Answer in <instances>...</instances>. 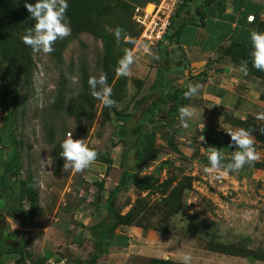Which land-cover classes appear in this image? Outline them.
I'll return each instance as SVG.
<instances>
[{
    "label": "rangeland",
    "instance_id": "1",
    "mask_svg": "<svg viewBox=\"0 0 264 264\" xmlns=\"http://www.w3.org/2000/svg\"><path fill=\"white\" fill-rule=\"evenodd\" d=\"M101 1L104 4L107 0ZM110 1L109 6H115V14L119 16H121V8L117 6L130 5L129 10L132 13L124 18L131 22L127 26V36L135 42L129 43L123 39L118 42L115 38L112 44L119 49L121 56L125 49H130L139 57L137 63L132 66L129 76H117L115 71L110 80L106 76L107 83L112 88L111 98L116 101L115 107H105L100 101L94 99V116L90 122L78 121L73 114L68 112L69 107L77 109L81 102L79 94L83 91L84 78H87L88 83L89 77L106 75L101 64L104 52L103 42L87 32L72 36L59 59L53 56V52L45 55L42 52L34 53L32 51L34 63L32 79L29 84H23L20 87L17 110L11 119V128L18 142L19 161L23 167L20 176L24 177L29 173L33 176L39 189V208L43 214L46 213L45 209L49 210L47 213L49 216L35 219L38 222L41 221V218L44 220L45 231L40 234L33 231L34 235L29 236L33 239L31 246L34 255L38 252L41 254L45 235L54 242H60L58 240L60 237L57 235L71 240L73 234L82 235L87 232L88 227L86 226L93 222L89 221L88 217L98 206L105 204L110 190L116 186L122 171L126 169L130 171L132 167L129 159L131 160L132 156L126 154L129 145L126 140L122 142L116 139L115 128L120 125L123 115H130L124 124L127 127L134 126L137 121L145 117V110L152 105V102L158 101L157 92L160 90V85L156 86L158 83L157 81L154 83V79L169 81V85L174 87L187 88L191 84V82L185 83L186 81L180 82V76L176 78L177 72L174 68L178 64L177 61L172 59L170 62V60L161 58L158 46L155 48L153 45L150 46L151 51L158 56V59L143 53L140 47L142 43L138 39L140 32L132 20L135 6H140L136 0ZM249 2L254 5H264V3L255 0ZM216 57L217 55H212L210 59L213 61ZM218 57H221L219 62L222 64H212V68L219 69L223 66L220 71L226 70L231 82L238 79V69L241 63L226 57L223 52ZM168 62L169 64H167ZM158 66H167L169 73L162 74V78V75H159ZM187 70L182 71V73L185 72L184 78L187 76ZM4 71L5 68H0V92L2 87H9L8 81L1 79ZM209 72L212 71L209 69ZM61 75L67 79V94L64 102L66 109L64 111H58L51 107V101L56 96L54 93L59 87ZM119 78L120 80H118ZM85 90L91 95L89 85ZM258 92H262L261 95L264 96V91L258 90ZM255 95H252L250 100L255 101L259 97L257 93ZM223 108L221 110L225 113H230L225 109L234 110ZM195 110L196 115L188 121L189 125L190 122L195 123L197 119L204 118L205 121L201 124L208 127L212 125L209 116H213L216 120L217 115H213L211 111H208L207 114L201 112L200 117V110ZM8 111H11L10 105L8 104L4 110L0 103V129L4 123L7 124V127L10 125L9 120L4 117ZM162 116L164 117L163 114ZM162 116L161 122H163ZM189 128L181 127L178 119L176 123L164 126L159 130L155 143L157 160L139 173V177L144 175L154 177L152 181L155 184L151 189L153 191H140L134 187L122 190L116 198V208H119L121 215H126L131 210L134 214V210L139 209L153 221H158L164 218L166 207H168L166 206L167 202L169 205H174L180 195L186 194V204L190 206L187 212L197 218L204 217L210 221L213 228L212 234L217 239L215 241L244 243V251L250 253V250L253 256H258L260 252H264V171L244 167L239 172H231L220 179L215 178L217 173L205 174L203 171L205 164L202 161L205 159L199 152L206 151L208 143L194 141L192 136L196 134V130ZM214 128L217 129L215 131L217 137L229 141L231 138L226 131L238 129L231 123L228 125L217 124ZM69 132H72L74 140L84 139L86 145L90 149L96 150L98 157L105 158V161L97 157L96 161L82 172L73 174L71 171H63L64 160L59 155L62 151L60 144L66 139ZM200 135L202 134L199 132L197 139ZM252 137L254 138L253 135ZM207 140H210V137ZM170 144H176L177 150ZM254 147L259 157L256 161H263L264 149L255 139ZM6 148L4 157L8 156L12 146L8 144ZM224 156L230 159L229 153ZM47 158L51 159L47 161L48 164L43 166L42 161ZM161 165L163 169L157 176V168ZM178 184H180L179 187ZM176 190L178 191L176 192ZM171 191L172 194H170ZM175 194L177 198L171 201ZM189 202L193 203L189 204ZM25 208H27L26 205ZM73 211L75 212L73 213ZM179 213L170 217L166 213L170 218V223L165 225L166 228L163 231L147 230L143 232L141 227L129 226L119 227L117 232L128 234L132 230L140 233V236L135 234L137 237L143 236V246H148L146 249L148 259L156 256L161 259H163L162 257L164 259L172 258L170 260L181 263V254L187 252L192 255L191 264H264V260H248L241 256H225L212 252V247L206 242L208 240L200 239L197 232L190 228L185 213ZM53 215L58 219L69 221L67 227L71 228L70 237L67 235L68 233L65 234L64 230H61L62 232L55 231V225L50 224L54 220L51 219L54 218ZM10 219L12 218H6V221L11 223H8L9 228L11 225L12 229H19L17 223L14 228V221ZM83 222L86 226H82ZM21 224L28 225L29 223L25 221ZM18 234L19 232H16L12 235ZM88 236L87 233L85 237L82 236L79 249L74 248L73 250L81 258H88L89 254L93 252V243ZM169 253L171 255L167 256ZM9 257V254L0 257V264H6ZM125 258L122 255H114L110 258L102 256L98 262L100 264H122ZM132 259H134L133 256L128 263H137ZM146 262L148 264V260Z\"/></svg>",
    "mask_w": 264,
    "mask_h": 264
},
{
    "label": "trees",
    "instance_id": "2",
    "mask_svg": "<svg viewBox=\"0 0 264 264\" xmlns=\"http://www.w3.org/2000/svg\"><path fill=\"white\" fill-rule=\"evenodd\" d=\"M193 1L194 8L192 7ZM110 2V0H107L103 4L101 0H67L68 8L66 18L71 29V34L65 39L56 41L53 45V56L59 59L72 36H76L81 32L90 33L93 37L103 42L104 52L101 64L104 73L106 72V76L110 80L117 67V61L122 57L119 49L112 44L115 36L111 30L119 26L128 35L127 26L131 22L124 17L130 16L132 13L129 10L130 5L125 7V4H123V6H117L121 8V16H119L115 14V6H109ZM152 2L157 3L158 0H136V3L140 5L139 7H144L146 4ZM234 2L231 3L233 5V14L230 15L229 19H226L222 16L225 9L224 6L226 5L224 1L181 0L171 14L170 25L166 34L156 44L160 49L161 58L170 60V62L174 59L178 64H182L183 67L188 65V54L182 48L184 45L190 46V41L189 43L184 42L188 38L186 35H193L194 31L199 28L208 30L209 27L207 26L209 22V30L213 29L210 38H213V36L219 37L216 38L217 42L214 39H210L205 46L207 50L216 53L217 57L213 59V62L218 65L222 64L219 62L221 57H218L222 52L226 57L233 58L234 61L238 60L239 63L247 62V75L255 78L254 83L256 85L263 87L264 71L256 70L251 64L250 31L256 30L264 33V5H254L246 0H240L238 3ZM25 3L35 4L36 0H0V68H5L1 79H6L9 85V87H2L0 103L4 110H6L8 104L11 107V111H8V114L4 116L5 119L9 120L10 125L7 127V124L4 123V126L0 129V257L9 254L10 257L6 264H26V258L33 259L30 251L27 250V240H13V233L9 231L6 218L17 219L22 223L28 221V226L33 227L37 226L33 223L34 219L36 217L47 216L49 211L45 209L46 213L43 214L39 208V189L33 176L30 173L24 175V177L20 176L22 175L23 167L19 161L18 142L11 128V119L17 110L20 98V87L23 84L30 83L34 67L32 49L25 45L21 39L23 35L27 34V30L35 25V21L29 18L30 13L24 7ZM106 6L108 7L105 8ZM185 12L188 13L186 18L183 17ZM250 16L255 17L252 23L248 21ZM224 24L227 25L228 30L218 31L216 27ZM173 43L177 44V46L173 47ZM119 56L121 57L119 58ZM167 66H158L159 75L165 74V72L169 73V69L166 68ZM207 67L209 68L211 65ZM178 72L179 75H176V73L175 76L176 78L180 76L179 79H181L182 73L180 71ZM204 75L205 71H202L195 76L189 77L188 80L192 81V79H195L204 81ZM157 79H154V83L157 81L158 85L156 86L160 85V90L157 92L158 94L156 93L158 95V101L152 102V105L145 110V117L137 121L134 126L127 127L124 123L128 121L130 115H123L120 119V125L115 128L114 136L116 139L122 142L126 140L129 145L126 154L132 156V159H129L132 168L130 171L127 169L122 171L116 186L110 190L105 204L98 206L91 214L90 217L95 219L96 223L88 226L87 232H84L82 235L79 234L81 238L77 237L79 236L78 234L72 235L73 243H77L75 241H78V246L82 243V236L85 237L86 233L90 236L88 237L93 243V252L89 254L88 258L82 259L77 264H95L99 257L108 253L110 247H125L128 244V238L126 235L120 234L122 232H117L119 227H141L143 232L147 230L163 231L166 228L165 225L168 222L170 223L169 217L179 212V214L185 213V218L190 228L197 232L200 239L208 240L206 242L212 247V252L225 256L234 255L245 257L248 260L263 261L264 252H260V256L258 254V256H253L250 250L249 252L251 254L244 251V243L215 241L217 239L212 234L213 228L210 221L204 217L197 218V216L187 212L190 206L186 204V194H182L178 198L175 194L171 198V201L177 198V203L174 205H169V202L166 203V206H168L166 207V213H168L169 217L165 213L164 218L158 221H153L152 218L148 217L145 212L139 209L134 210V214L132 212L133 210H131L126 215H121L119 208H116V198L122 190L134 187L140 191H153L151 189L155 184L152 181L154 177L151 178L150 175L139 177V173L143 169H147V167L157 160V156H155V143L159 130L164 126L176 123L179 119V109L190 104V99H186L183 95L187 91V88L183 86H170L169 81ZM86 80L87 78H84L83 91L79 94L80 104L77 109L69 107L68 112L73 114L78 121L86 120L90 122L94 116L95 101L89 92L85 90L88 88ZM188 80L185 83H188ZM66 94L67 79L64 75H61L59 87L54 93L56 96L51 107L58 111H64L66 109L64 104ZM161 116L163 122H161ZM224 117L225 120L229 121L228 123H231L238 129L243 128L249 130L251 135L254 136V139L264 149V121H260L252 116H247L245 120L234 119L232 114H225ZM202 135L205 136L206 141H209L208 144L210 145L208 147L217 148L223 155L229 153L230 159L225 158L222 161L224 164L229 163L234 151L238 150L234 145L229 146V140L222 141L218 147L216 143L218 140L212 138V131L210 129L205 128ZM209 137L210 140H207ZM8 144L12 146V149L10 148L8 156L4 157ZM170 145L177 150L176 144ZM100 159L105 161L103 157ZM202 161L205 166H210L208 159ZM162 165L157 168V176L161 174L163 169ZM244 167L264 171V160L255 161L251 165L246 164ZM177 186L179 187L180 184ZM170 194H172V191ZM25 205L27 208H25ZM36 262L33 260L32 264H36ZM148 264L181 263L174 262L170 259L149 258Z\"/></svg>",
    "mask_w": 264,
    "mask_h": 264
},
{
    "label": "clouds",
    "instance_id": "3",
    "mask_svg": "<svg viewBox=\"0 0 264 264\" xmlns=\"http://www.w3.org/2000/svg\"><path fill=\"white\" fill-rule=\"evenodd\" d=\"M150 4L151 3H148L144 7ZM24 7L30 13L29 18L35 21V25L31 29H28L27 34L23 35L21 39L22 42L25 45L29 46L34 53L42 52L45 55L50 54L54 51L53 45L57 40L65 39L71 34V29L66 18V11L68 8L67 0H36L35 4L25 3ZM254 19L255 17L250 16L248 18L249 23H252ZM133 23L138 27L141 34V28L134 22V20ZM111 31H113V34L118 42L123 39L129 43H135L129 36L124 33V29H122L121 27L117 26L114 30ZM140 42L142 43L140 47L143 48L142 50L145 53L152 56L154 59H158V56H156V54L151 51L149 45L144 44L142 41ZM156 44L153 45V48L156 47ZM250 44V57L252 67L258 71H264V33L258 32L256 30H251ZM138 59L139 57L134 51L125 49L124 55L117 61V67L115 69L117 76H129L131 74L132 66L137 63ZM238 71H240L243 75H247L248 63L242 62L239 66ZM88 85L91 89L92 97L100 101L103 106H116V101L111 98L112 88L107 83L106 75L101 74L99 77H89ZM201 87L202 86L198 83L189 84L187 86V91L183 93L184 97L186 99H191L200 92ZM51 102H54V99ZM40 106L42 107L43 105L41 104ZM201 112L202 109L200 110V117ZM195 115L196 110L194 108L190 106L181 107L179 109V121L181 127L185 129L189 128L190 125L188 121L194 118ZM256 119L264 120V113L257 114ZM203 130L204 124L202 123L200 130L201 134ZM226 132L231 138L229 146L231 147L234 145L236 149H238L232 154L229 163H222V161L225 159L224 155L217 148L211 146L208 147L210 144L207 145L206 151L204 150V152H199L200 154H203V159H208L210 165L204 167V173H217V175L215 176L216 179L227 176L231 172H239L246 164L251 165L259 158L254 147V138L252 137L249 130L239 128L236 130H228ZM198 142L207 143L205 136L200 135L198 137ZM60 147L62 151L59 155L64 160L63 171L65 172L71 171L73 174L82 172L83 170L91 166L98 157L97 151L94 149H90L84 142V139L74 140L72 138V132H69L67 134L66 139L62 141ZM49 159L51 158H47L46 160L42 161L43 166H45V164H48L47 161ZM190 203L193 202H189V204ZM35 219L33 222L36 221ZM16 226L17 225L14 223V228ZM180 259L181 264H191L192 255L185 252L181 254Z\"/></svg>",
    "mask_w": 264,
    "mask_h": 264
},
{
    "label": "crops",
    "instance_id": "4",
    "mask_svg": "<svg viewBox=\"0 0 264 264\" xmlns=\"http://www.w3.org/2000/svg\"><path fill=\"white\" fill-rule=\"evenodd\" d=\"M195 1H200V0H195ZM219 1H224V3H226V5L224 6L225 9H224V13L222 14V16L226 19H229L230 15L233 14V5L231 3L234 2V0H219ZM236 1L237 0H235L234 3H238L240 0L238 2H236ZM246 1H252V0H246ZM255 1H259L261 3H264V0H255ZM192 7L194 8V1L192 4ZM187 14L188 13L185 12L183 14V17L186 18ZM218 15H219V13H218ZM210 16H212V15H210ZM215 17H217V16H215ZM214 20H213V22H214ZM213 22H211V23H213ZM208 24L209 25L207 27L210 28V23L208 22ZM232 26H234V25L232 24ZM209 28H208V30H206V29L204 30V29L199 28V29H196L194 31L193 35L192 34L186 35V37H188V38H187V40H184V42L189 43V41H190V46L188 47V45H184L182 48H184V50L188 54L189 63H188V65H185L184 67L182 64H177L176 68H174V69H175V72H177L176 75H179L178 71H180V73H182V71L184 69H188L186 72L187 73L186 78H184L185 72L182 73V75H181V81L180 82H183V83L185 81H187L190 76H195V75L199 74L200 72L205 71V75H204L205 80L204 81H198L195 79H192V81L188 80V82H191V84H197L198 83L202 87L200 89V92L196 96H194L190 99V104H187L186 106H193L192 108H195L197 110L202 109V112H204L205 114H207L208 111H211L213 115H217L216 120L214 119L213 116L208 117V118H211L212 125L208 126V127L204 126V129L207 128V129H210L212 131V138L218 140L216 143L218 144L217 146L219 147L221 142L226 140V139H221V138L217 137L216 136L217 134L215 133V131H217V129L214 127L217 124H221V125L230 124V123H228L229 121L225 120V117H224L225 114H232L234 119L245 120L247 118V116H252V117L256 118L257 114L264 113V96L261 95V93H262L261 91H264V86L260 87V86L256 85L254 83L255 78H253L249 75H243L240 71L238 73V79L231 82L230 76H229V74L226 73V70L220 71V69H222L223 66L220 67L219 69L212 68V64H215V63L210 58L212 57V55H216V53L207 50V48L205 46H206V43L210 39H214V41L217 42L216 38H219V37L213 36V38H210L211 37L210 34L213 33V29L209 30ZM216 28L218 29V31L228 30V27L225 24L220 26V27H216ZM221 44H223V42H221ZM172 46L175 47V46H177V44L173 43ZM209 48H211V47H209ZM208 65L209 66L211 65V67H209V69L212 72H209V69L207 68ZM215 65H217V64H215ZM258 90L261 93H259ZM255 93H257L259 95V97L256 98V100H255V101H257V99H259L257 102H255L254 100H250V99H252V95H255ZM223 107L231 108L234 110L225 109V110L230 111V113H225V112H222V110H221V109H224ZM204 113H203V115H205ZM218 114L222 115L223 117L221 118ZM204 121H205V119L202 118V119H197L195 121V123L190 122L191 128H189V129L190 130L191 129L196 130V134H194L192 136V139L194 141L198 140L197 134L199 132H201L200 131L201 127L199 130H197V129L199 128V126L202 125L201 122L204 123ZM260 121H264V120H260ZM213 125H215V126L212 127ZM207 143H209V141H207ZM47 216H49V215H47ZM52 217H54V218H51V219H54V220H52V222L50 224L55 225V227H56L55 231L59 232L61 230H64L65 234L68 233L67 235L70 237L69 231L71 228L68 229V227H67V224L69 223V221L58 219V217H55L54 215ZM42 218H41L40 222H38L37 220L35 222H33L34 224L37 225L35 227H30L28 225L21 224V222H19L17 219H10V220H13L14 223H17L19 226V229H12V227L10 225L9 231L11 233L14 234L16 232H19L18 235H13V237H14L13 240L14 241L15 240H27L28 241L27 250L30 251L31 255L33 256V259L31 260L29 258H26V264L27 263L32 264L33 260L37 261L36 264H77L79 261H82V259H86V258L79 257L73 251L74 248H76L77 250L79 249L78 241H75L77 243H73L74 242L73 239L66 240L61 235H57L60 237V238H58V240L60 242H54L53 240L49 239V236L47 237L44 234L45 238L42 241L44 247L41 250V254L38 252L37 254L35 253L36 255H34L33 254L34 250L31 246L33 239L29 236L34 235L32 233L33 231L38 232V234L45 231V229L43 227L44 226L43 225L44 220ZM88 218H89L88 219L89 221H93V222H90L87 226L83 222V224L86 227L96 223L95 219H93L91 217H88ZM7 223H9V222H7ZM9 224H11V223H9ZM135 233L137 235L139 234V236H140V233L133 232L132 230L128 234L120 233V234L126 235L128 237V239H129L128 244L125 247L112 246L108 249V253L106 255H103V256L110 258L114 255H122V256L126 257L122 264H126V263L127 264H146L147 263L146 261L148 260L147 257H149L148 254H146V249L148 246H143V243H142L143 236L137 237V235ZM41 235H43V234H41ZM53 236H55V235H53ZM135 237L138 240L137 239L135 240ZM144 244H146V243L144 242ZM51 246H52V250H51ZM168 255H171V254L169 253V254H167V256ZM132 256L134 258L132 260L137 261V263H133V262L128 263L129 261H131ZM155 257L156 256L151 257V258H155ZM162 258L164 259V257H162ZM99 259H100V257L98 258V260L96 261L95 264H100L98 262ZM159 259H161V258H159ZM169 259H172V258H169Z\"/></svg>",
    "mask_w": 264,
    "mask_h": 264
},
{
    "label": "built area",
    "instance_id": "5",
    "mask_svg": "<svg viewBox=\"0 0 264 264\" xmlns=\"http://www.w3.org/2000/svg\"><path fill=\"white\" fill-rule=\"evenodd\" d=\"M180 2L181 0H158L146 7H136L133 20L141 28L140 41L149 46L160 41L170 24L171 14Z\"/></svg>",
    "mask_w": 264,
    "mask_h": 264
}]
</instances>
